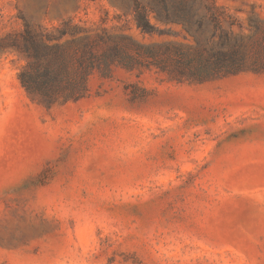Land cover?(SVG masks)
<instances>
[{"label":"rangeland","instance_id":"1","mask_svg":"<svg viewBox=\"0 0 264 264\" xmlns=\"http://www.w3.org/2000/svg\"><path fill=\"white\" fill-rule=\"evenodd\" d=\"M141 1L163 34L137 26L133 0H0V38L21 15L143 48L209 38L212 25L189 32ZM216 1L236 35L264 21V0ZM25 65L0 57V264H264V70L178 82L115 63L83 98L47 107L22 87Z\"/></svg>","mask_w":264,"mask_h":264},{"label":"trees","instance_id":"2","mask_svg":"<svg viewBox=\"0 0 264 264\" xmlns=\"http://www.w3.org/2000/svg\"><path fill=\"white\" fill-rule=\"evenodd\" d=\"M157 1L148 4L158 18L180 22L192 33L204 32L212 25L209 38L196 37L194 49L143 48L125 36L109 35L105 28L101 33L91 34L90 28L73 24L72 19L64 20L57 32L42 27L37 31L21 15L24 28L18 34L0 38V57L14 52L25 58L26 65L19 73L20 83L31 99L47 107L83 98L94 70H107L115 63L127 68L136 64L156 66L178 82H205L264 70V21L253 19L248 28L250 35H236L233 27L243 30V25L218 6L216 0ZM204 2L208 4L201 13ZM133 13L142 31L164 33L150 22L148 9L141 0H133ZM65 36L71 38L59 43ZM132 46L137 55L132 52Z\"/></svg>","mask_w":264,"mask_h":264}]
</instances>
